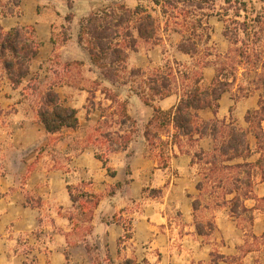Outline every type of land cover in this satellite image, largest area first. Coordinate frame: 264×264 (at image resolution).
Listing matches in <instances>:
<instances>
[{"label": "rangeland", "instance_id": "rangeland-1", "mask_svg": "<svg viewBox=\"0 0 264 264\" xmlns=\"http://www.w3.org/2000/svg\"><path fill=\"white\" fill-rule=\"evenodd\" d=\"M244 1L239 17L223 15L226 4L217 0L185 18L155 0H0L5 31L33 27L44 42L16 89L0 62V264H264V169L257 165L264 149L246 118L260 111L264 134V0ZM116 3L144 6L159 24V40L141 41L127 70L107 77L79 35L83 18ZM234 18L249 27L236 44L224 34ZM191 19H201L195 30ZM75 61L82 65L68 71ZM136 69L140 74L131 73ZM157 73L170 80L167 97L150 94ZM216 78L229 83L227 91L217 111L197 110L196 120L246 132L251 154L214 163L210 136L174 137L173 126L150 147L144 133L154 109H171ZM51 88L78 110L77 128L50 133L40 122ZM124 135L133 139L123 149L117 142ZM69 186L99 197L90 218Z\"/></svg>", "mask_w": 264, "mask_h": 264}, {"label": "trees", "instance_id": "trees-1", "mask_svg": "<svg viewBox=\"0 0 264 264\" xmlns=\"http://www.w3.org/2000/svg\"><path fill=\"white\" fill-rule=\"evenodd\" d=\"M217 0H155L158 5L163 6V11L171 16H184L189 18L199 10L212 9ZM226 4V11L223 15L228 16L231 10L235 11L236 17L241 16L242 11H247V3L244 0H223ZM201 19H191L192 30L197 29V22ZM224 34L231 43H238L240 33H248L249 27L246 21L237 18L228 20ZM159 24L156 18L142 5L135 8L128 7L125 3H116L108 8L92 12L88 17L81 20L80 42L84 43L89 53L91 62L101 68L107 77H111L118 70H127V59L130 51H137L141 41L158 43ZM26 30H30V35H26ZM55 42V41H54ZM44 42L38 41L33 27H14L5 31L0 26V62L7 72L8 78L13 88H18L22 81L30 73V65L33 58L39 53ZM179 48L183 52H191L186 43H181ZM82 65L81 62H69L66 67L72 70L74 66ZM118 67V68H117ZM141 70L136 69L131 73L140 74ZM149 90L153 97L164 98L171 94V83L168 77L160 76L157 73L149 80ZM229 83L216 78L208 88H201L196 85L181 98L180 102L171 109L163 110L155 108L152 118L146 125L145 138L151 147L160 140V131L173 126L176 129L174 137L181 135L192 138L195 134L201 137L210 136L215 145L214 152L210 153L214 163L221 160H234L237 158H247L251 154L249 140L244 131L232 128L228 133H224L219 128L221 122L216 120L197 122V110L210 109L213 112L219 107L218 100L227 91ZM103 92L113 101L117 96L109 88H103ZM147 102L149 100L147 99ZM118 114L124 122L131 120L126 109V103H118ZM260 111L251 110L246 118L251 123L254 135L257 137L260 147L264 149V134L259 129ZM78 110L72 107L63 106L58 95L52 88L44 96L41 107L38 111L40 122L50 133L59 132L65 128H77L79 126ZM197 119V120H196ZM260 116V121H261ZM133 137L124 135L117 143L127 148ZM162 142V141H161ZM221 143V145H218ZM99 159L107 164L108 159L102 155ZM257 165L264 169V159H259ZM114 175V171L109 168ZM74 186H69L72 200L83 209L86 218H90L89 212L99 203V197L93 193L80 190L74 192ZM31 201L28 199L27 201ZM32 205V203H30ZM198 231L205 234L204 228L198 226ZM131 237L127 233L123 240Z\"/></svg>", "mask_w": 264, "mask_h": 264}]
</instances>
